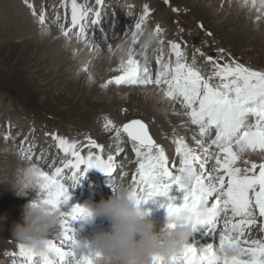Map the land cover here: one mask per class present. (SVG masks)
<instances>
[{"label": "rangeland", "instance_id": "rangeland-1", "mask_svg": "<svg viewBox=\"0 0 264 264\" xmlns=\"http://www.w3.org/2000/svg\"><path fill=\"white\" fill-rule=\"evenodd\" d=\"M65 1L68 5L71 3V0H0V264L26 263L19 255L20 244L14 239L13 230L22 221L28 206L39 201V190L29 180V173L24 172V168L42 167L41 161L31 163V159H27V156L33 157L35 151V155L43 152L50 160L60 151L53 136H61L80 146L85 145L88 139H93L105 150L110 148L115 155L119 148H128L129 143L123 135L118 138L116 131L129 122L142 119L150 126L153 139L165 149L169 161L172 159L170 163L178 166L180 158L176 156L174 141L184 138L186 143L192 144L189 136L194 135L196 139H193V143L198 145L202 139L199 132L196 134L197 131L193 129H185V132L183 126L180 128L182 132L173 129L178 126L177 119H182L181 122L186 120L184 124L188 122V117L183 115L184 110L177 105L179 110H176V115L165 120L166 131L170 136L158 141L156 132L160 116L170 110V102L173 101L167 102L160 88L135 90L115 85L105 88L109 80L121 74L116 71L120 67L119 62L106 72L105 69L102 71L92 66L97 80L88 84L91 73L87 71L88 67H84L85 62L81 64L76 57L77 51L71 50L73 46L79 49L78 52L85 50L87 53L84 55H99L106 49L107 54L117 57V50L123 44L135 49L142 60L146 58L149 68L156 67L152 71L154 76L160 71L158 60L161 57L165 63L175 64L171 48L173 43H179L187 62L194 63L199 70L204 69L203 74L206 73V76L212 74L214 67L208 62L209 57L221 63L234 60L252 70L264 71L263 30L259 28L261 26L254 25V17L249 18V21L245 18L247 9L239 6L236 0H106L107 9L104 7L103 11H99V8L96 10L97 0H77L89 13L84 21L86 39H78V30L70 32L69 37L63 35L62 28H71V7L67 9V20L66 11L61 13ZM33 8L36 16L33 15ZM146 10L151 15L143 23L142 34L146 30L156 31L159 27L160 41H164L148 49L137 46L143 36L135 32V25ZM96 12L101 13L99 23H95ZM45 13V24L41 25L39 16ZM260 16L263 23L264 14ZM135 36H138V43L133 44L132 38ZM64 44L67 50L62 47ZM50 48L55 51L50 53ZM47 53H54V57ZM55 54L61 55L62 64ZM46 57H49L48 61ZM97 71L101 73L97 74ZM109 120L116 125L115 129L105 128ZM205 143L215 153L216 149L210 145V140H205ZM197 145H191L193 152H197L196 148L200 150ZM30 152L32 155H29ZM200 155L202 159L205 157L204 152ZM130 157L134 161L132 154ZM260 157L258 153H247L243 159H247L249 165H244L242 160L239 166L264 163ZM69 158L61 154L59 160ZM118 163V171L123 172L130 170L129 164L132 162L121 155ZM136 165L133 163V167ZM211 166L212 163H209ZM131 173L132 169L128 174ZM82 182H87L86 177ZM182 193L184 191H181L180 186L173 187L168 197L154 200L157 205H165L170 201L175 202L177 197L182 199L186 195ZM97 201L107 200L98 198ZM79 206L83 207L84 204ZM64 212L68 214L70 209ZM106 221L103 218L102 228ZM262 227L264 218H260L257 212V224L246 231V238L264 241ZM88 233H85L86 236ZM92 233L87 238L96 241L97 237L92 239ZM218 234L219 231L215 234L209 231L195 233L190 244L199 247L210 242L215 245ZM51 236L49 239L57 241L62 238V235Z\"/></svg>", "mask_w": 264, "mask_h": 264}, {"label": "snow or ice", "instance_id": "snow-or-ice-1", "mask_svg": "<svg viewBox=\"0 0 264 264\" xmlns=\"http://www.w3.org/2000/svg\"><path fill=\"white\" fill-rule=\"evenodd\" d=\"M97 2L103 5L104 0ZM259 2L264 8V0ZM248 3L249 0H244L245 6ZM251 4L255 7L257 0H251ZM33 15H37L34 8ZM45 15L39 16L41 25L45 24ZM88 15L77 0H71V28H62L63 35L69 37L70 32L78 30V39H86L84 21ZM150 15L151 12L146 10L139 18L135 25L137 34H142L143 23ZM100 17L101 13L96 12L95 23L100 22ZM156 32L160 34L161 29L157 27ZM132 43H138V36L132 38ZM171 48L175 64L165 63L161 57L158 60L160 71L155 78L146 58L142 60L137 55H130L116 69L121 75L109 80L104 87L154 85L160 88L168 100L175 101L184 110L183 115L191 124L198 127L202 138L198 144L205 157L202 159L183 139H177L174 142L179 166L170 163L165 149L150 134L148 124L140 120L127 123L115 135L118 138L126 135L135 151L138 168L131 182L133 198L140 205L146 204L157 197H168L173 187L179 185L181 191L186 192L184 203L181 206L169 204L168 216L186 214L197 226V231L205 227L213 234L219 231L218 245L198 247L189 244L173 258L172 264H264V241L246 238V231L257 224V212L264 218V163L238 166L242 160L244 165H249V161L243 159L247 153L264 154V71L252 70L234 60L221 63L209 57L208 62L214 67L212 74L206 76L194 63L187 62L179 43H173ZM105 128L115 129L116 125L109 120ZM213 133L214 139L211 138ZM53 139L70 159L56 167L52 174L38 167L29 170V180L39 190L36 204L62 211V206L72 198L65 185L66 179L78 186L94 168L110 176L118 174V157L109 155L105 158V148L95 140L88 139L80 146L59 136H53ZM205 140H210L215 153L210 151ZM209 163L213 166L209 167ZM66 171L70 173L67 176ZM205 208L206 214L202 212ZM84 213L85 209L80 206L73 207L68 214L63 212L62 238L58 241L50 239L47 255H37L20 244V257L26 264H98L103 259L102 253L90 244L87 248L78 247L74 236L73 225ZM225 244L238 248L239 255L231 259L217 256L216 247ZM60 245H66L68 250ZM78 253H82L79 258ZM155 264L167 262L156 257Z\"/></svg>", "mask_w": 264, "mask_h": 264}, {"label": "clouds", "instance_id": "clouds-1", "mask_svg": "<svg viewBox=\"0 0 264 264\" xmlns=\"http://www.w3.org/2000/svg\"><path fill=\"white\" fill-rule=\"evenodd\" d=\"M141 46L152 48L160 43L156 31L146 30ZM122 58L135 55V49L123 44L117 50ZM114 195L107 201L96 205L94 209L84 208L80 221L95 224L103 217L113 223V230L97 236L96 249L103 259L98 264H155V258H163L172 264L173 258L184 251L197 232V226L186 214L168 216V227L162 232L156 231L154 220L146 215L141 205L133 198V186L124 181L113 185ZM19 195L16 189H13ZM202 212L206 214L207 209ZM64 221L62 211L52 210L35 202L20 223L14 226L13 237L16 241L32 249L37 255H47L50 235L57 225ZM171 225V227H169ZM89 243L78 241V247L87 248ZM216 255L231 259L239 255V249L225 244L216 247Z\"/></svg>", "mask_w": 264, "mask_h": 264}, {"label": "bare ground", "instance_id": "bare-ground-1", "mask_svg": "<svg viewBox=\"0 0 264 264\" xmlns=\"http://www.w3.org/2000/svg\"><path fill=\"white\" fill-rule=\"evenodd\" d=\"M217 1H222V0H217ZM227 1H229V0H227ZM232 1V0H231ZM235 2H237V4L239 5V6H243V8H244V10H246L247 9V13L244 15L245 16V18L249 21V18L251 19L252 17H254V19H255V21H254V25L255 24H257V25H259V26H261V27H259V28H261L262 30H263V33H264V22L262 23L261 22V18H262V16H260V15H263L264 14V8H261V6H260V2H259V0H257V4H256V6L255 7H253L252 6V4H251V1L249 0V3L245 6V4H244V0H236ZM98 3V2H97ZM222 5V4H221ZM100 7H101V5H99L98 4V8H99V11H100ZM261 17V18H260ZM55 34V33H54ZM53 35V34H52ZM40 37V36H39ZM76 44V43H75ZM72 46H73V44H71ZM61 47V46H60ZM62 47H64V49L65 50H67V46H65V44L64 45H62ZM78 48H76L75 46H73L72 48H71V50H76L77 51V55H76V57L78 58V59H80V63L82 64V62L84 61L85 62V64H84V67H88L87 68V71H89V73H91V75L90 76H92V77H90L89 78V80H88V84H92L93 82L95 83V81L97 80V76L95 75V73L94 72H92V66H94V67H97L98 69H100V70H104L105 69V72H106V70L108 71V70H110L111 68H114V67H116V65L118 64V62H119V64H121V62L122 61H124V60H126L125 58H122L121 56H119L118 55V61H117V57H114V56H112V55H110V54H107V52L105 51V52H102L101 54H99V55H84V54H86L87 52L85 51V50H81V52H78V50H77ZM90 50V49H89ZM51 51L53 52V51H55L53 48H50V53H51ZM113 52V51H112ZM50 53H47V54H49L51 57L53 56L54 57V53L53 54H50ZM90 53V52H89ZM110 53V52H109ZM63 54H65V53H63ZM84 55V56H83ZM69 57V56H68ZM55 58L57 59V60H59L60 62H61V64H62V58H61V55H59V54H55ZM8 59V58H7ZM46 59H47V61H48V59H49V57L47 58L46 57ZM68 59V58H67ZM34 60V59H33ZM70 61V60H69ZM79 61V60H78ZM52 62V64H53V61H51ZM58 63V62H57ZM79 63V64H80ZM60 64V63H59ZM58 68V67H57ZM63 67L61 66V69H62ZM56 69V68H55ZM57 70V69H56ZM76 71V70H75ZM99 71V70H98ZM97 71V74L99 73ZM70 72H72V71H70ZM101 73V72H100ZM99 73V74H100ZM94 75L96 76V77H94ZM73 76V75H72ZM75 76V75H74ZM133 89V88H132ZM135 89V88H134ZM136 90V89H135ZM140 90V89H139ZM145 90V89H144ZM113 91H114V89H113ZM123 92H124V90H123ZM132 93V92H131ZM137 94V93H136ZM111 102V101H110ZM113 102V101H112ZM158 107V106H157ZM158 108H160V107H158ZM162 108V107H161ZM174 110V111H173ZM176 110H179V108H178V106H175V109L173 108V105H172V103L170 104V110L166 113V114H164L163 116H160V119L161 120H159V125H158V132H156V139L159 141V140H163L166 136L168 137V136H170V134H168L167 133V127H166V122H165V120H166V118L167 117H169V116H172L173 114V116H175L176 115ZM153 111V110H152ZM173 111V112H172ZM172 112V113H171ZM171 113V114H170ZM178 113V112H177ZM170 121V120H169ZM182 121V119H177V125L178 126H176L175 128H173V129H175V130H178V131H180V132H182V130L180 129L182 126H183V132H185L186 130L185 129H187V131L188 130H192V126L193 127H195V125H193V124H191V121H190V119L188 118V122H187V124H184V121H186V120H184L183 119V122H181ZM192 125V126H191ZM160 128V129H159ZM149 131H150V134L152 133L151 132V129H150V126H149ZM171 132H173V131H171ZM176 133V132H175ZM214 137H215V133H214V136H213V139H214ZM183 140H185L184 138H182ZM187 144H189V142H187ZM190 147H192V146H190ZM170 149V148H169ZM195 153V152H194ZM258 155H259V157H260V153H258ZM261 156H263V155H261ZM258 157V156H257ZM172 160V159H171ZM170 160V161H171ZM177 160V159H176ZM260 160H264V158L263 157H260ZM177 162H179V160L177 161ZM241 164V163H240ZM25 165V164H24ZM239 166V165H238ZM31 168H33V167H25L24 168V172H28L29 173V170L31 169ZM102 172V171H101ZM89 176H91V174L88 172L87 173V176H86V179H88V177ZM97 176H98V174H97ZM111 180H112V178H111ZM86 181V180H85ZM18 184V183H17ZM114 185V180H112L111 181V183H110V186L112 187ZM62 212H64V211H68V208L67 207H64V206H62ZM65 213V212H64ZM65 214H67V213H65ZM102 218L103 217H101V218H99V219H97V221L95 222V224H94V227H93V230H92V234H93V238L92 239H94V238H96L99 234H101V233H105V232H110V231H112L113 230V223L112 222H109V221H106V223L104 224V228H102V226H103V220H102ZM104 221H105V219H104ZM83 223V222H82ZM82 223H76L74 226H73V228H77V229H79V230H81L82 232H84L85 230H83L81 227L83 226L82 225ZM161 225H163V226H165V227H168V225L167 224H161ZM156 231H157V229H156ZM158 233H159V231H157ZM52 235H54L55 237H58V236H61V235H63V229H62V227L60 226V225H57V226H55V228L53 229V231H52V233H51ZM203 236V235H202Z\"/></svg>", "mask_w": 264, "mask_h": 264}]
</instances>
